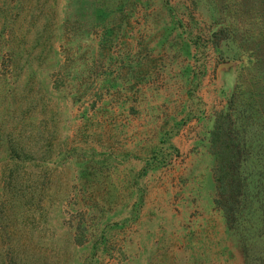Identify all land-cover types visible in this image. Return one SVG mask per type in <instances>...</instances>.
Returning <instances> with one entry per match:
<instances>
[{
    "label": "rangeland",
    "instance_id": "1",
    "mask_svg": "<svg viewBox=\"0 0 264 264\" xmlns=\"http://www.w3.org/2000/svg\"><path fill=\"white\" fill-rule=\"evenodd\" d=\"M248 4L0 0V264H264L208 144L254 62Z\"/></svg>",
    "mask_w": 264,
    "mask_h": 264
},
{
    "label": "trees",
    "instance_id": "2",
    "mask_svg": "<svg viewBox=\"0 0 264 264\" xmlns=\"http://www.w3.org/2000/svg\"><path fill=\"white\" fill-rule=\"evenodd\" d=\"M248 1L247 21L259 19L260 23L259 28L244 32L240 44L252 53L254 62L245 81L235 85L208 144L215 207L229 231L256 227L259 239L264 238V0ZM221 34H213L212 41ZM8 59L9 65L16 62L13 56ZM248 240H242L247 249Z\"/></svg>",
    "mask_w": 264,
    "mask_h": 264
}]
</instances>
